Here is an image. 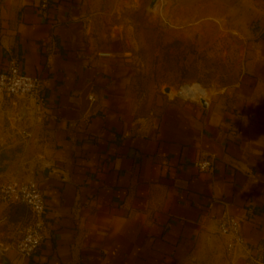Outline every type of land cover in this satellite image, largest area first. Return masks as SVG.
Instances as JSON below:
<instances>
[{
  "label": "crops",
  "instance_id": "1",
  "mask_svg": "<svg viewBox=\"0 0 264 264\" xmlns=\"http://www.w3.org/2000/svg\"><path fill=\"white\" fill-rule=\"evenodd\" d=\"M117 1L0 0V71L16 61L44 91L40 106L0 94V185L33 181L45 204L26 259L14 247L29 211L0 205V264H264V15L226 95L139 119L103 28Z\"/></svg>",
  "mask_w": 264,
  "mask_h": 264
},
{
  "label": "rangeland",
  "instance_id": "2",
  "mask_svg": "<svg viewBox=\"0 0 264 264\" xmlns=\"http://www.w3.org/2000/svg\"><path fill=\"white\" fill-rule=\"evenodd\" d=\"M150 2L118 0L103 26L116 33L107 47L129 113L152 118L173 101L200 104L226 95L241 71L245 33L257 28L254 11L264 15V0H160L147 11Z\"/></svg>",
  "mask_w": 264,
  "mask_h": 264
},
{
  "label": "built area",
  "instance_id": "3",
  "mask_svg": "<svg viewBox=\"0 0 264 264\" xmlns=\"http://www.w3.org/2000/svg\"><path fill=\"white\" fill-rule=\"evenodd\" d=\"M40 8L45 10L48 0H39ZM0 94L31 100L40 106L43 101V81L40 77L25 75L16 61L10 62L0 71ZM199 171L212 169V160L204 158L196 163ZM24 205L29 211V218L20 231L15 243V251L21 259L31 257L41 246L44 239L45 204L38 185L33 181L13 179L0 185V205ZM219 233L230 238L229 248L241 245L239 222L229 216L218 221Z\"/></svg>",
  "mask_w": 264,
  "mask_h": 264
},
{
  "label": "water",
  "instance_id": "4",
  "mask_svg": "<svg viewBox=\"0 0 264 264\" xmlns=\"http://www.w3.org/2000/svg\"><path fill=\"white\" fill-rule=\"evenodd\" d=\"M156 3H157V0H151L150 5L148 7V11H152L155 8ZM165 92L169 93L170 91H169V89H166ZM200 104L203 107H205L206 106L205 100L204 99H200Z\"/></svg>",
  "mask_w": 264,
  "mask_h": 264
},
{
  "label": "bare ground",
  "instance_id": "5",
  "mask_svg": "<svg viewBox=\"0 0 264 264\" xmlns=\"http://www.w3.org/2000/svg\"><path fill=\"white\" fill-rule=\"evenodd\" d=\"M188 88V87H187ZM180 94L183 96V89L180 91ZM200 101V100H199Z\"/></svg>",
  "mask_w": 264,
  "mask_h": 264
}]
</instances>
